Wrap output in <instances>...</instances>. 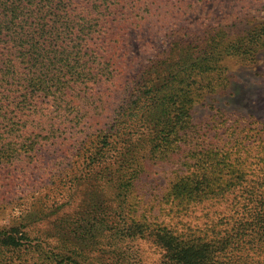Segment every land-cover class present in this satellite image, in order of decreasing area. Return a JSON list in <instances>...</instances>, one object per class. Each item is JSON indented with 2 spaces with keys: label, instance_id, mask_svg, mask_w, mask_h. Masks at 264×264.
I'll return each mask as SVG.
<instances>
[{
  "label": "trees",
  "instance_id": "1",
  "mask_svg": "<svg viewBox=\"0 0 264 264\" xmlns=\"http://www.w3.org/2000/svg\"><path fill=\"white\" fill-rule=\"evenodd\" d=\"M194 5L0 0V213L11 197L26 198L33 183L53 179L74 151L96 197L107 195L79 204L52 229L49 219L63 207L33 205L0 221V264H142L135 243L144 241L162 251L159 264H264V146L256 159L240 144L235 152L196 149L194 172L171 185L168 223L138 216L133 202L146 157L167 159L181 149L198 91L208 78L224 80L227 59L256 60L264 22L243 30L209 28L200 18L195 29L175 23L177 42L164 62L132 82L116 121L110 119L130 30ZM80 137L89 139L82 147ZM220 205L226 210L206 213L202 225L189 219L198 207L204 213Z\"/></svg>",
  "mask_w": 264,
  "mask_h": 264
},
{
  "label": "rangeland",
  "instance_id": "2",
  "mask_svg": "<svg viewBox=\"0 0 264 264\" xmlns=\"http://www.w3.org/2000/svg\"><path fill=\"white\" fill-rule=\"evenodd\" d=\"M189 1L195 3L194 7L170 9L162 22L152 20L145 23L142 31L130 30L131 34L122 45V58L119 60L121 69L111 87V120L116 121L118 114L115 111L126 102L128 88L133 86L132 82L148 74L151 66L157 67L160 64L158 62H164L166 54L163 53L177 42V37L170 31L175 23L178 27L195 29V24L200 18L207 19L209 28L223 24L230 25L234 30H243L264 22V0ZM224 66V80L208 78L207 87L198 91L192 107V130L186 142L182 143L181 149L176 153L167 154V159L164 156L146 157L145 170L137 182L133 196L138 216L143 215L150 222L168 223L171 220L168 193L177 177L194 172L197 160L193 153L196 149L235 152L234 147L237 150V145L240 144L256 159L260 147L264 146V48L253 62L243 63L230 58ZM105 115L97 119L104 120ZM79 141L78 146L82 147L80 145H84L89 139L80 137ZM78 155L80 153L74 151L73 156L65 161L64 165L54 168L53 179L44 184L33 183L28 197L25 198L22 193L11 197L4 205L5 211L0 213V221H9L12 216L18 217L23 209L33 205L45 209L63 207L49 219L52 229L56 219L69 218L76 207L79 204L85 206L90 201L89 198L94 202L106 198L107 195L101 194L102 198H97L91 190L90 182L88 184L86 178L81 176L84 158L82 160ZM70 177L78 180L73 183ZM205 206L208 207L209 204ZM226 206L208 208L204 213L203 207H198L189 219L202 225L207 220L204 217L206 213L211 215L225 211ZM189 219H184L185 223ZM135 246L142 256V264L161 262L162 251L151 242H137ZM35 261L37 260L34 259L33 262Z\"/></svg>",
  "mask_w": 264,
  "mask_h": 264
}]
</instances>
